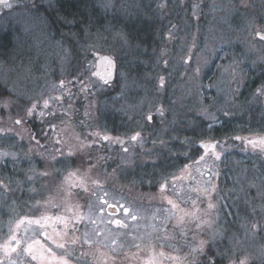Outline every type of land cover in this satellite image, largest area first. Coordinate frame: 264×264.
<instances>
[{
  "label": "rangeland",
  "instance_id": "1",
  "mask_svg": "<svg viewBox=\"0 0 264 264\" xmlns=\"http://www.w3.org/2000/svg\"><path fill=\"white\" fill-rule=\"evenodd\" d=\"M95 1L111 20L143 13L148 21L154 14L155 40L133 46L109 21L104 30L82 34L55 25L48 17L54 0H9L10 9L0 7V33L11 38L0 59V153L15 154L0 159V167L10 170L0 169V185H7L0 191V241L8 234L1 230L4 220L15 229L21 219L51 217L43 228L25 223L19 232L51 233L72 253L71 264L83 250L101 257L102 264H147L159 252L164 258L156 264H177L168 256L180 257V264H206L205 256L216 252L220 264L263 262L257 257L264 249V169L261 184L226 165L248 156L264 164V152L232 139L264 136V95L257 92L264 84V41L256 35L264 32V0ZM136 49L144 56L134 63L129 56ZM95 52L117 60L110 85L92 75ZM259 76L257 87L250 86ZM118 116L133 121L131 127L115 122ZM231 120L242 123L236 133L216 138L213 129ZM136 132L141 142L130 140ZM104 135L113 139L104 141ZM185 139L195 144L182 145ZM204 141L220 143L221 159L196 163ZM168 199L179 205L177 215L195 211L207 223L196 228L185 217L184 236L170 219L165 240L160 226L171 208ZM209 202L214 208L208 209ZM114 219L126 227L108 222ZM85 233L90 244L83 242ZM73 236L78 243H71Z\"/></svg>",
  "mask_w": 264,
  "mask_h": 264
},
{
  "label": "snow or ice",
  "instance_id": "2",
  "mask_svg": "<svg viewBox=\"0 0 264 264\" xmlns=\"http://www.w3.org/2000/svg\"><path fill=\"white\" fill-rule=\"evenodd\" d=\"M0 7L3 8H11L12 4L9 2V0H0ZM258 38L261 41H264V32L258 31L256 33ZM99 64L97 67L100 69L99 71L93 72L92 75L98 77L100 80H102L104 85H108L111 83V78L113 76V69L115 67V62L107 56H100L97 57ZM164 84V78L160 77V86L163 87ZM61 87H63V82H61ZM84 91L85 89H81ZM257 92L260 95H264V84H261L260 88L257 89ZM59 99V98H57ZM48 101H44V107L47 108ZM35 109V105L31 109H29L26 112V115L31 116L32 112ZM159 115L163 117V110L158 109L157 110ZM43 115V113H41ZM145 120L149 123L153 121V116L151 114L145 115ZM16 124H21L22 121L20 119H17L15 121ZM209 128H211V122H209ZM44 135V133H42ZM95 135H100L99 133H95ZM104 141H111L113 138L104 135L101 137ZM35 140V137H33ZM232 139L234 140H241L243 143H245L246 146H251L253 150H260L264 152V136H257V137H250V138H242L240 136H235ZM130 140L133 142H141L142 137L139 132H136L135 134L130 136ZM59 143V141H57ZM120 141L117 140V143ZM182 145H191L195 144V141L185 139L184 141L180 142ZM36 144L39 145V141L36 140ZM220 147L219 142L215 143H209V142H202L199 145L200 150H202L203 154L199 156V160L196 161V163H201V162H206V160L209 157H214L216 160L221 159V153L217 152V148ZM125 152L128 151L127 148L123 149ZM71 155V153H69ZM11 156L13 159H15V154L9 153V152H2L0 153V159L6 158ZM55 159V157H53ZM190 158V157H189ZM41 175H47V173H41ZM29 180L31 177H27ZM165 182L161 183L160 190L163 193L167 187V178L165 177ZM210 183V181H209ZM4 187H7V185H0V191L3 190ZM214 190V186L212 189L205 188L202 190V194H208L210 191ZM201 191V190H197ZM167 199L166 197H164ZM167 203L171 205V208L166 209L165 211L168 213L167 216L164 217V219L161 222V229L165 230V237L164 239L166 240L168 237V233L166 231L167 229V223L170 219H175L176 223L173 225L174 228H177L180 233L184 236L187 235L186 227H185V217H189V222L194 223L196 228L201 227V223H207V221L201 222V218L196 214L195 211L193 212H183L182 215H177L178 212H180L179 205L176 204L173 200L168 199ZM195 204V201L192 202ZM104 204L107 205L108 202L104 201ZM111 208V212L113 214H118L117 212V206L116 205H108ZM214 208V205L209 202L208 203V209ZM123 211L130 215L133 220L136 219L135 214L130 213L127 208H124ZM80 219H83L84 217H79ZM51 217H41V219L38 220H25L21 219L17 224L16 228L12 229L9 228L8 234L0 241V264H18V261L20 264H23V261L25 259H30V261H37L39 264H69V258L71 257L72 253L65 249V244L62 242H58L56 239L53 238L51 234H49L47 231L43 232V236L48 240L51 241L52 244L55 245L57 249L63 250L61 252V256L59 259H57L56 253L53 252L52 247L46 246V244L42 243L41 240L35 239V233L33 234L32 237H29L27 235V232H25L23 235L20 234L19 229L21 225L27 223L29 225L31 224H37L40 225L41 228L45 226V223L49 220H51ZM56 221H59L61 223H64V218L63 217H56ZM109 223H112L116 225L117 227H126V225L120 220V219H114L108 221ZM67 224L65 223V228H67ZM257 225H254V228H256ZM260 230H264V227L259 226ZM75 231V229H73ZM155 230V229H154ZM97 233L99 234V230H97ZM84 243H91L88 238H87V233L84 234ZM79 240L77 237L73 236L71 239L72 244L78 243ZM138 249H140V245H136ZM169 247H172L174 251L177 249L174 248L173 245H169ZM196 251L197 249H193ZM199 251L203 252L204 251V241H200L199 244ZM83 255V254H82ZM103 255V254H102ZM213 256L219 257L220 254L218 252L216 253H211L206 255V264H218V261L216 259H213ZM158 258H164V253L159 252L156 256H153L149 258L147 264H156V261ZM167 259L176 261L177 264H180V257L178 256H168ZM220 264V261H219ZM241 264H244V261H241Z\"/></svg>",
  "mask_w": 264,
  "mask_h": 264
},
{
  "label": "trees",
  "instance_id": "3",
  "mask_svg": "<svg viewBox=\"0 0 264 264\" xmlns=\"http://www.w3.org/2000/svg\"><path fill=\"white\" fill-rule=\"evenodd\" d=\"M55 7L51 10L53 12L48 13L49 19L53 22L55 25H63L64 28L71 29L73 32H78L79 34H82L84 30L87 31H96V30H104L106 23L109 24H116L118 28L122 29V32L128 37L132 45H139L141 47H144V44H149L151 40H155L153 33L155 30H152V27H154V14H151V18L143 19V13L137 16V14L134 13V18L132 20H126L122 16H116L114 20L110 19L109 16L104 12V10L101 8V5L98 4L95 0H54ZM142 8L146 9L145 6ZM149 9L147 8V13ZM111 20V21H110ZM109 21V22H108ZM153 22V23H152ZM65 23H68L70 25H66ZM153 36V37H152ZM10 37V36H9ZM5 34L0 33V59H2V56L5 55L2 50L5 49L6 40H10ZM154 38V39H153ZM11 41V40H10ZM151 44V43H150ZM149 44V46H150ZM141 50L136 49L133 50L130 53L129 58L134 59L135 62H139L137 60L139 57H141ZM147 53V52H146ZM144 52V54H146ZM142 53V57H143ZM137 64H135L136 66ZM260 76L258 78H254L252 80V84L250 86L257 87V85L260 83ZM250 84V83H249ZM2 96V90L0 89V97ZM239 124H242L241 122H235L234 120L228 121L225 125H219L213 129V134L216 138H223V137H229L236 133V127L239 126ZM179 159V158H178ZM177 162L178 165H182L184 161L182 159H179ZM241 158H234L231 160V163L229 165H226L229 170L232 172L237 171L236 168L239 167L240 169L246 171L248 173V179L254 178L257 182L262 184L263 183V174L261 173V169H264V164H260V161H257L256 158H252L248 156L244 160L242 159L238 164H235L238 160ZM235 164V165H234ZM176 166V165H174ZM237 166V167H236ZM4 168H8L7 166H1V170H6ZM241 171V170H240ZM10 173V171H8ZM157 172H155L156 174ZM262 178V180L260 179ZM229 177L227 175V179L225 180L228 184ZM250 197L247 196V201ZM253 208L257 206H253ZM239 208V205H238ZM222 249V248H221ZM222 256L216 257V260L219 262H223V259H221ZM263 259V262L256 263L255 264H264V249L261 248V251H259V256L257 259ZM206 261V256H205Z\"/></svg>",
  "mask_w": 264,
  "mask_h": 264
},
{
  "label": "flooded vegetation",
  "instance_id": "4",
  "mask_svg": "<svg viewBox=\"0 0 264 264\" xmlns=\"http://www.w3.org/2000/svg\"><path fill=\"white\" fill-rule=\"evenodd\" d=\"M113 120L115 121V122H117L118 124L120 123V124H125L126 126H128V128L129 127H131V125L133 124V121H131V120H129V119H125V118H122L121 116H118V117H114L113 118ZM114 132V131H113ZM114 133H116V132H114ZM23 165H25V163L23 164ZM19 168H21V167H19ZM4 169H6V168H4ZM1 171H3V170H1ZM4 171H10V170H8V169H6V170H4ZM102 183V182H101ZM23 193H21V195H22ZM22 196H24V194L22 195ZM21 198H23V197H21ZM107 209L109 210H111V208L108 206L107 207ZM117 212L118 213H120V209H118V207H117ZM30 216L31 217H36V216H38L37 214H30ZM8 222L7 221H5L4 220V224H3V226L1 227V230H3L4 231V235H6L7 234V232H9V229H8V224H7ZM21 235H23V233H20ZM51 234V233H50ZM52 235V234H51ZM53 236V235H52ZM32 237V236H31ZM68 237H70V236H68ZM35 239H39V240H41V242L42 243H47V242H51V241H48L44 236H40V235H37L36 237H34ZM79 246H82V249L84 248L83 247V245L82 244H79ZM79 246H77V247H79ZM52 250H53V252H55L56 253V256H57V259H59L60 258V256H61V252L62 251H58V250H55V249H53L52 248ZM79 254H80V252H78ZM83 255H81L80 257L79 256H74L73 258V260H72V264H102V259H101V257H99L98 255H91V254H88V252H87V250H83V253H82ZM70 264H71V262H69ZM18 264H20V262L18 261ZM23 264H39V262H37V261H30V259H25L24 261H23Z\"/></svg>",
  "mask_w": 264,
  "mask_h": 264
},
{
  "label": "water",
  "instance_id": "5",
  "mask_svg": "<svg viewBox=\"0 0 264 264\" xmlns=\"http://www.w3.org/2000/svg\"><path fill=\"white\" fill-rule=\"evenodd\" d=\"M100 56H107V57H110L114 62H115V67L113 69V76L111 78V83L112 84L115 80H116V77H117V69H118V63H117V60L114 56L110 55V54H105V53H101V52H95L94 53V57H95V60H96V67H95V70L94 72L96 71H99L100 69L97 67V65L99 64V61L97 59V57H100ZM96 77V76H95ZM98 78V77H96ZM99 79V78H98ZM100 80V79H99ZM102 82V80H100ZM103 83V82H102ZM108 84V85H110ZM237 136H240L242 138H249L248 136H242V135H237ZM235 137V136H234ZM235 141H241V140H235ZM202 142H199L198 143V146L201 144ZM211 143V142H209ZM212 143H215V142H212Z\"/></svg>",
  "mask_w": 264,
  "mask_h": 264
}]
</instances>
